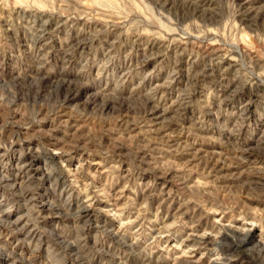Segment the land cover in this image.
Returning <instances> with one entry per match:
<instances>
[{
	"label": "rangeland",
	"instance_id": "rangeland-1",
	"mask_svg": "<svg viewBox=\"0 0 264 264\" xmlns=\"http://www.w3.org/2000/svg\"><path fill=\"white\" fill-rule=\"evenodd\" d=\"M0 264H264V0H0Z\"/></svg>",
	"mask_w": 264,
	"mask_h": 264
}]
</instances>
